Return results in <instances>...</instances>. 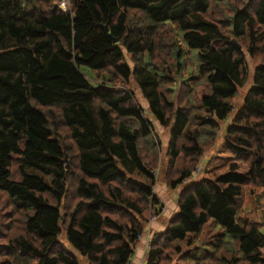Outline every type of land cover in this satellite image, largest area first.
<instances>
[{
    "label": "trees",
    "instance_id": "16d2710c",
    "mask_svg": "<svg viewBox=\"0 0 264 264\" xmlns=\"http://www.w3.org/2000/svg\"><path fill=\"white\" fill-rule=\"evenodd\" d=\"M212 150L211 172L223 151L247 168L193 176ZM162 152L177 210L143 264H264V221L239 215L248 185L264 194V0H0V264H127Z\"/></svg>",
    "mask_w": 264,
    "mask_h": 264
},
{
    "label": "rangeland",
    "instance_id": "374dc122",
    "mask_svg": "<svg viewBox=\"0 0 264 264\" xmlns=\"http://www.w3.org/2000/svg\"><path fill=\"white\" fill-rule=\"evenodd\" d=\"M62 1V0H60ZM65 4L68 3V0H65ZM126 53V51H125ZM127 55V54H126ZM249 60L250 57L248 56ZM128 62L131 64V61L129 57H127ZM199 62V58L197 56V49L196 48H190L189 51L186 53L185 57V67L184 70L187 72H190L194 65H196ZM250 67H249V72H251L252 66L251 62L249 61ZM82 71L85 73V75L89 78V80L94 84L98 85L104 81V78L106 77V71L104 69H96V68H91L85 65L81 66ZM107 84H111L109 82H106ZM251 84V78L249 75V78L247 81L244 83V85L239 89L238 94L236 97L233 99L234 103V110L237 109V107L242 103L244 93L246 89L250 86ZM129 87L133 90L134 95L137 99V101L140 103V105L144 106V108H147V103L145 98L143 97L139 85L132 79L130 81ZM202 91V89H200ZM232 115L233 112L230 113V115L221 121V126L220 129L217 133L218 138L215 143V146L213 147L214 150L217 148L221 140L223 138V135L225 134L226 127L230 124L232 120ZM157 126V131H158V137L161 143V146H166L168 138H169V131L166 130L164 127H162L158 121L154 120ZM165 149V147H164ZM208 151L203 158L200 160V162L196 165V168L194 169L193 176L200 178V177H211L213 176L212 174L214 171L216 172H223L227 170L232 163H237L236 169L243 171L247 168L244 162L234 159L228 151H223L219 153V158L216 159V162H219L222 157L225 159V163L221 164L218 168L213 169V171H210V164L212 162V159L209 160L207 159L212 152L214 151ZM231 156L228 159L226 158L227 156ZM162 157H159L158 159V165L156 166L157 170V178L154 184V191L157 193L159 199L161 200L160 204V213H154V211H148V218L146 222L145 229L143 230L144 232H150V227L154 220H159L162 221L163 225H166L168 218L177 210V196H178V190L180 186H178L176 189H171L167 186L166 181L163 178V168H164V159H166V156H163V152L161 153ZM208 163V164H207ZM207 165L209 166V169L206 172V167ZM246 191L244 193V200L242 202V205L240 206L239 209V215L242 217H249L251 219L256 220L257 222H263L264 221V194L257 193L256 189L251 191V186L246 187ZM223 229L216 223H214L213 220H210L206 223L203 232L201 233L202 239L208 240L210 237L209 235L212 233H218L221 232ZM261 230L264 232V224L261 226ZM152 233V232H151ZM149 236H147L148 238ZM139 241V240H138ZM137 241V242H138ZM78 259L81 264H86L87 263V258L78 254ZM130 260V259H129ZM133 260L131 259L129 263L127 264H132Z\"/></svg>",
    "mask_w": 264,
    "mask_h": 264
},
{
    "label": "crops",
    "instance_id": "0c3cea01",
    "mask_svg": "<svg viewBox=\"0 0 264 264\" xmlns=\"http://www.w3.org/2000/svg\"><path fill=\"white\" fill-rule=\"evenodd\" d=\"M164 228L162 221L154 220L150 227V232H143L139 241L137 242L136 252L132 257V264H143L147 254V240L153 235L155 231H159ZM152 232V233H151ZM147 236H149L147 238Z\"/></svg>",
    "mask_w": 264,
    "mask_h": 264
},
{
    "label": "built area",
    "instance_id": "2783aa9c",
    "mask_svg": "<svg viewBox=\"0 0 264 264\" xmlns=\"http://www.w3.org/2000/svg\"><path fill=\"white\" fill-rule=\"evenodd\" d=\"M60 1V0H59ZM65 0H62V1H60V5L62 6V8L63 9H66V4H65ZM142 235V234H141ZM141 235H140V237H141ZM140 237H139V239H140ZM151 237H153L152 235L148 238V240H147V251H148V248H149V242H150V240H151ZM138 239V240H139ZM136 246H137V243H136ZM136 246H135V248H136ZM135 252H136V249H135ZM135 254V253H134ZM133 257V256H132ZM132 257L130 258V260L132 259ZM130 260L128 261V263L130 262Z\"/></svg>",
    "mask_w": 264,
    "mask_h": 264
},
{
    "label": "water",
    "instance_id": "95a60500",
    "mask_svg": "<svg viewBox=\"0 0 264 264\" xmlns=\"http://www.w3.org/2000/svg\"><path fill=\"white\" fill-rule=\"evenodd\" d=\"M101 26H103V28H104L105 31H108V26H107V24H102V23H101Z\"/></svg>",
    "mask_w": 264,
    "mask_h": 264
}]
</instances>
